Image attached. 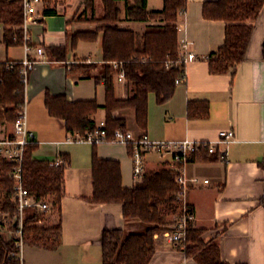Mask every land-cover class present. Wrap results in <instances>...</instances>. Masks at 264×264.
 <instances>
[{
    "label": "crops",
    "instance_id": "1",
    "mask_svg": "<svg viewBox=\"0 0 264 264\" xmlns=\"http://www.w3.org/2000/svg\"><path fill=\"white\" fill-rule=\"evenodd\" d=\"M84 1L44 0L39 6V21L31 25L34 44L45 50L44 57L33 53L38 62L26 85L27 126L37 144L33 157L55 161L57 157L69 156L59 210L62 241L58 249L62 253L59 257L52 251L54 255L47 257L48 264H65L64 251L82 253L77 264H102L101 238L105 229L122 227L127 233H141L147 228L139 220H125L120 203L92 200L95 149L99 157L120 162L125 188L136 185L129 146L112 140L96 147L88 142H71L65 121L51 116L45 104L47 94H65L69 101L94 99L100 108L91 117L95 123L105 119L104 83L75 70L79 59L102 63V32L95 41L81 40L76 47H70L72 35L95 29L104 13L103 0H93V5ZM206 1L214 0H187L185 10L178 15L180 52L191 51L200 57L187 63L186 81L177 83L172 98L164 104H158L155 93L149 94L145 130L139 128L130 109L117 110L114 115L125 118L127 128L135 134L146 132L154 140L217 141L219 130L234 129L235 139L218 144L217 150L225 153L224 158L192 159L185 164L187 200L194 208L191 227L203 229L204 239L216 243L222 259L230 264H264V6L255 23L246 59L233 70L212 73L210 61L205 57L224 44L226 21L205 18ZM129 2L134 4L136 0H118L122 9L118 22L121 27L136 31L140 37L150 27L165 25L163 18L130 20L125 6ZM163 6L164 0H147L148 10H161ZM46 10L53 12L45 14ZM6 27L0 22V61L22 59V45L6 46ZM50 45H67V58L53 60L47 50ZM115 92L118 98L129 97L131 82L115 77ZM201 100L209 102V116L190 118L188 103ZM6 126L0 124V137L6 135ZM172 166L169 154L145 155L146 171ZM52 213L49 209L44 211L41 221L52 219ZM175 217L174 213L169 216L170 223ZM6 222L10 223L9 218L1 222L2 233L7 239L16 237ZM149 264L199 263L160 232L155 234V253Z\"/></svg>",
    "mask_w": 264,
    "mask_h": 264
},
{
    "label": "trees",
    "instance_id": "2",
    "mask_svg": "<svg viewBox=\"0 0 264 264\" xmlns=\"http://www.w3.org/2000/svg\"><path fill=\"white\" fill-rule=\"evenodd\" d=\"M84 3L93 5V0ZM104 13L98 19L100 25L93 30L77 31L72 35L70 47L79 41H95L102 32L103 61L101 64L90 62L76 67V72L94 77L97 83L105 85V120L109 137L114 130H128L126 119L116 117L115 111L130 109L139 128L146 129L148 121V98L156 94L158 104L169 101L176 89L177 79L186 81V66L180 62L178 40V15L187 6V0H164L161 10H148L147 0H136L126 4V15L130 20L143 21L149 18H163L165 25L148 28L140 37L136 31L121 27V7L118 0H103ZM264 0H214L203 5V15L209 19L226 21V37L218 51L209 55L212 73L228 72L244 61L251 44L255 23L257 22ZM46 10L45 14L52 13ZM24 20L21 0H0V22L7 25L4 34L6 46L23 44L22 23ZM67 45H50L48 53L53 60H65ZM264 52V45H263ZM8 59L0 63V124L13 123L18 109L26 102V86L20 77L21 64L10 68ZM119 63L115 68L113 62ZM123 69L125 77L132 84V95L118 98L115 92V77ZM96 70V71H95ZM46 107L51 116L65 121L69 133L85 134L96 123L91 117L100 105L96 100L69 101L65 94H47ZM190 118H207L210 114L209 102L205 100L188 103ZM131 130V129H130ZM35 142L25 150L23 161V181L30 194L37 199L56 195L58 202L64 194V170L69 156L63 165L54 161L39 160L33 157ZM96 147V145H94ZM131 149V147H129ZM193 159L215 161L221 159L220 153L202 151ZM12 163L0 159V212L8 216L10 231L16 232L18 211L12 200L14 179L10 175ZM92 200L99 203H120L125 220H139L147 228L144 232L125 233L124 228L105 229L102 233V264H149L155 253V234L170 229L169 216L181 206L178 199L180 185L176 182L172 168L146 171L143 179L132 188L122 183L121 165L117 160L99 157L93 152ZM191 210L194 208L189 204ZM48 210V209H47ZM44 212L36 207H28L23 219V241L37 248L57 249L62 241L61 224L54 227L34 225ZM180 213L177 214V218ZM172 224L171 226H169ZM0 227V264H22L20 249L16 238L7 239ZM203 229L190 227L184 246L179 247L188 256H194L199 264H230L221 257L220 247L204 239Z\"/></svg>",
    "mask_w": 264,
    "mask_h": 264
},
{
    "label": "built area",
    "instance_id": "3",
    "mask_svg": "<svg viewBox=\"0 0 264 264\" xmlns=\"http://www.w3.org/2000/svg\"><path fill=\"white\" fill-rule=\"evenodd\" d=\"M23 6L24 20L22 23L23 29V48L24 57L8 61V67L12 68L16 63L21 64L20 77L25 86L29 81V77L38 59L33 56V53H38L41 57L45 56V50L41 45H35L31 32V25L39 21L41 11L39 6L44 0H21ZM185 45V44H184ZM194 52L184 51L180 52V62L185 66L187 63L199 59ZM209 59V56L205 57ZM1 63V61H0ZM113 66L119 67V63L114 61ZM116 78L118 80L125 79V72L121 69ZM176 83H181V79H177ZM234 129H221L218 133L217 141H194L191 139L184 140H154L146 132L139 135L135 134L132 130H124L117 128L114 130L113 135L109 137L106 120H99L92 130L86 131L85 134L79 133L69 134L68 140L71 142H88L93 145L112 140L131 147L133 158V175L135 183L140 182L146 172L145 168V155L149 152H157L161 156L169 154L172 157L173 166L175 171L176 182L180 185V192L178 199L181 203V212L176 222L170 229L163 232V235L169 241L175 243L176 246H184L187 240L188 229L190 222L194 217V212L191 210L188 200V179L185 173V164L198 156L202 151L209 153L218 152V144L228 143L235 139ZM35 142V135L27 126V111L26 102L17 111V117L12 123V130L10 133L0 137V159L12 163V170L10 175L14 179V193L12 200L16 205L18 211L16 231V245L20 249V257L22 259V250L24 246L23 241V219L28 207H36L40 211L49 209V203L45 199H37L34 195L30 194L24 185L23 181V161L25 156L26 147ZM221 158L225 157V153H220ZM55 165H63L64 158L57 157L54 161ZM195 181V180H194ZM208 182V180H205ZM23 264V262H22Z\"/></svg>",
    "mask_w": 264,
    "mask_h": 264
},
{
    "label": "rangeland",
    "instance_id": "4",
    "mask_svg": "<svg viewBox=\"0 0 264 264\" xmlns=\"http://www.w3.org/2000/svg\"><path fill=\"white\" fill-rule=\"evenodd\" d=\"M90 62H92V61H88V58L87 59L83 58V59H79L76 62V65H78V66L86 65ZM80 73H82V72H80ZM3 124H7L6 129H7V132L10 133L12 130V123L4 122ZM45 200L49 203V207H50L49 210H50V212H53L52 213L53 217H52V219L48 218V217H50V215H51L50 214L47 217L48 219L45 218V220H43V221H41V219H43V217H41L34 225H36L38 227H54V226L58 225V223H59L60 202H58L56 195H53V196L48 195L47 197H45ZM42 212H44V211H42ZM180 212H181V206L178 207L177 211L173 212V213L176 214V217H177V214H179ZM0 218H1V221H0V227H1V222L3 220L7 221L8 216H4V214H2L0 212ZM5 218H7V219H5ZM175 218L173 221H176ZM5 225L7 228L10 229L8 222H6ZM125 233H127V232L125 231ZM161 233H163V232H161ZM3 235L5 238H7L6 234H3ZM9 238H11V237H9ZM56 250H58V251H56ZM52 251H55L56 255H58L59 257L61 256L60 253H62V250H60L58 248L55 250H46V249L37 248L35 246H31L29 244H24L23 250H22V262H23V264H48V260H47L48 258L47 257L54 255V254H52ZM63 258L66 261L65 264H77L80 261V259L82 260V253L76 254V253H70V252L64 251Z\"/></svg>",
    "mask_w": 264,
    "mask_h": 264
}]
</instances>
